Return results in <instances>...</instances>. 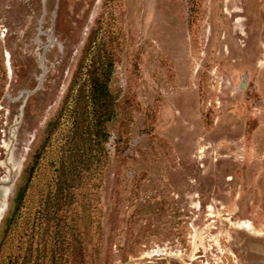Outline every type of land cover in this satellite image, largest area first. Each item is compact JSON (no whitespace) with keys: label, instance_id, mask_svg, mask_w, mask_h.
Returning a JSON list of instances; mask_svg holds the SVG:
<instances>
[{"label":"rangeland","instance_id":"374dc122","mask_svg":"<svg viewBox=\"0 0 264 264\" xmlns=\"http://www.w3.org/2000/svg\"><path fill=\"white\" fill-rule=\"evenodd\" d=\"M8 193L0 264H264V0H0Z\"/></svg>","mask_w":264,"mask_h":264},{"label":"trees","instance_id":"16d2710c","mask_svg":"<svg viewBox=\"0 0 264 264\" xmlns=\"http://www.w3.org/2000/svg\"><path fill=\"white\" fill-rule=\"evenodd\" d=\"M111 80L110 71L101 75H91V100L98 116L97 122L108 123L112 115V99L109 88ZM35 172V165L29 171V177Z\"/></svg>","mask_w":264,"mask_h":264},{"label":"bare ground","instance_id":"6f19581e","mask_svg":"<svg viewBox=\"0 0 264 264\" xmlns=\"http://www.w3.org/2000/svg\"><path fill=\"white\" fill-rule=\"evenodd\" d=\"M7 197H9V193L7 194ZM6 209H4V206L3 205H0V218L1 217H4L5 213H6ZM3 219V218H2ZM1 223V222H0ZM243 227L246 228V229H254L252 224L249 223V222H245L243 223Z\"/></svg>","mask_w":264,"mask_h":264},{"label":"water","instance_id":"95a60500","mask_svg":"<svg viewBox=\"0 0 264 264\" xmlns=\"http://www.w3.org/2000/svg\"><path fill=\"white\" fill-rule=\"evenodd\" d=\"M243 87H244V85H243ZM4 198H5V205H3V206H4V209H6L7 208V203H8V201H7L8 200V197L5 196ZM2 218L3 217L0 218V222L2 221Z\"/></svg>","mask_w":264,"mask_h":264}]
</instances>
